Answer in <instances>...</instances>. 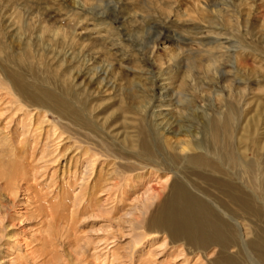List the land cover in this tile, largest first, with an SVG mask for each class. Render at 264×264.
<instances>
[{"label":"rangeland","instance_id":"rangeland-1","mask_svg":"<svg viewBox=\"0 0 264 264\" xmlns=\"http://www.w3.org/2000/svg\"><path fill=\"white\" fill-rule=\"evenodd\" d=\"M261 14L264 0H0V69L69 110V119L49 115L44 126L61 135L52 148L60 162L68 160L63 178L90 184L91 166L83 169L94 154L100 169L98 198L74 215L66 239L41 242L49 231L40 220L18 221L10 264H263ZM1 89L0 122L18 136L28 113ZM219 126L224 138L216 144ZM185 135L198 145L191 152L183 145L185 153L199 159L185 158L172 143ZM241 141L253 146L244 151ZM75 166L83 181L74 177ZM80 191L71 188L70 201L73 194L80 200ZM154 213L207 243L218 240L222 250L211 246L204 258L166 233L148 232Z\"/></svg>","mask_w":264,"mask_h":264},{"label":"bare ground","instance_id":"bare-ground-1","mask_svg":"<svg viewBox=\"0 0 264 264\" xmlns=\"http://www.w3.org/2000/svg\"><path fill=\"white\" fill-rule=\"evenodd\" d=\"M252 7H254V5ZM262 14H261V16H259V18H260L261 22L264 23V15H262ZM47 58H50V57H47ZM5 72H6V70H5ZM5 72L3 69L2 70L0 69V87L3 89V91L1 93H3L5 91L8 94V96H10V99L11 100L13 99L15 104H17L19 106V109H20V106L25 108L24 110H26L28 113V117H27L28 120L23 122L25 124V127H23V128H25V130H24V132L20 133V134H22L21 136L19 133H16V134H19L18 136H14L15 135L14 132H11L12 134L10 132H7L5 130V128H6L4 125L5 123L3 124V121H2V124L4 125V126H2V124L0 122V264H10V261H11L10 257H11V255L14 254V246H16L17 242H19L18 241V235H19V226H18L19 222L18 221H20L22 219H32V220L36 221L38 219V220H40L39 223L41 225L44 224L46 226L47 231L51 232L52 230L55 229L54 231H56V233L53 232L54 234H56L55 236H53L51 234L52 232L51 233L48 232V239L40 237L39 240H41V242H45V241L49 240L50 243H52L53 240L55 241V240L60 239V238L66 239L68 237V232H69V230H67V226L70 225L69 223H73V218H75L74 215H76L77 213H80V212H85V209L90 204L89 202H92L89 200L90 199L96 200L98 198L96 196V194H97V191L99 190V186H100V185L98 186V184L100 182V180H99L100 178L98 179L99 182L96 179L100 169L94 170V168H95L94 165L97 164L96 162L98 161V158H97L98 155H96V154L92 155L93 157L89 156V158L85 161V163L87 162V164L84 166L85 169H83V171L85 172L86 168L91 166V168H89L90 169L89 172L91 173V176L93 174V177H92V179H90L91 180L90 184L87 181H86L87 183L81 184L80 181H83L82 176L84 175V172L83 171L82 172L77 171L76 166L74 168H72L74 171V177H76V173H75L76 171L78 172L77 174L81 173V175H82V176H80V180L78 179V177H76V180H79V182H80L79 185L75 181H73V178H72L73 182L72 181L70 182L66 178H63V174L65 173L64 171L65 170L67 171L69 169L68 160L66 159L64 162L63 161L60 162L59 157L61 155V152H58V153L56 152L57 147L52 148L53 144H56L57 141L58 142L60 141L58 139L61 137V135L58 133L60 135L59 136L57 134V132H54V131H50L51 133L54 132L52 134L46 132L47 129L44 126L48 125V123H50V119L48 117L49 115H53L55 117H58V118L64 119V120L69 119V117H68L69 114H67V111H69V110H67V107L64 106L63 104H61L60 101L58 99H56L57 97L55 98V96L52 95L50 92L42 90V89H34V90L29 89V87L26 86V84L21 82L19 75H17V74L15 75L12 73L9 74V73H5ZM80 78H83V77H80ZM90 78H93V77H90ZM77 79H78L77 76L72 77L73 82L74 81L77 82ZM89 81H91V80H89ZM86 83H87V81H86ZM80 84H81V82H79L78 85H80ZM70 86H72V85L70 84ZM89 86H87V89L88 88L90 89ZM80 87H82V86H80ZM99 89H101V88H99ZM90 92H92V91H90ZM6 93L3 95L7 96ZM0 99H3V98L0 97ZM11 100H10V103L12 102ZM4 103H5V101H4ZM7 103L9 104V101ZM7 103H6V105H7ZM0 104H1V102H0ZM0 106H3V105H0ZM15 106L16 105H13V108ZM6 107L4 105L3 108H6ZM9 107H10V105H9ZM9 109H6V110H9ZM17 109L18 108H16V110ZM14 110H15V108H14ZM6 112H8V111H6ZM25 112H23V113H25ZM128 112H129V110H128ZM18 113H20V111ZM27 113L23 114L24 119H26L25 116L27 115ZM14 114H16L15 111H14ZM20 114H22V113H20ZM20 114H19V116H21ZM5 115H7V114H5ZM5 115L3 114V116H5ZM16 116H18V115H16ZM13 117H14V115H13ZM2 118H4V117H2ZM21 118H23V117L21 116ZM24 119H22V120H24ZM20 120H17V123L18 122L20 123ZM8 121L9 120L7 119V122ZM8 123L10 124L11 122L9 121ZM15 123H16V121H15ZM20 124H22V121ZM256 125H257V123H256ZM22 126H24V125H22ZM48 126H50V125H48ZM50 128H52V126ZM217 128L222 130L221 136L219 133V129H217ZM224 128H225L224 126H222V127L219 126V127H216V129H214V132H213L214 136L213 137L215 140L214 142L216 144L217 143L220 144L223 141L224 137L222 138V136H223L222 132L224 131ZM252 129H254V128H252ZM52 130H53V128H52ZM19 131H20V129H19ZM21 131H23V130H21ZM252 132H254V131H252ZM165 133H167V132H165ZM175 135L176 134H174V136ZM160 136H162L161 138L164 139V140H162L164 142V144L165 143L169 144V140L166 136H164V135H160ZM188 136L189 135H185L184 139H177V140L175 139L174 142H172V143L174 145H177V147L180 148L181 151L184 153H185L186 149H185V147L183 148V145L186 146L187 149L191 152L192 150L197 149L196 146H198V145L195 146V144H193L194 142H192L188 138ZM171 141H172V139L170 138V144H171ZM245 141L244 142L241 141V142H243V144H241V146H240V148H242V150H244V151L248 150L251 146H253V145L248 144V143L246 144V142H248V141H246V142ZM55 146H57V144ZM168 146H170V145H168ZM213 151H215V150L213 149ZM227 152L229 154V155L228 154L227 155H228V158L230 160H233V162L237 161L235 155L232 152L229 153L228 150H227ZM99 153H101V151ZM95 155H96V158H94ZM199 155L200 154L194 155V154H190L189 152H186L184 157L189 159V160L199 159L198 158ZM84 156H86V154ZM80 157H82V156H80ZM112 157L115 158V156H112ZM118 161H119V159H118ZM122 161H123V159H122ZM240 162H241V160H240ZM55 163H57V165ZM137 163H139V162H137ZM244 163L241 162V166H242L241 170H242L243 174L244 173L249 174L250 170H249L247 165L244 166L246 164V163L245 164ZM52 164L54 166L53 171H55V172L54 173L52 172L51 174L48 172L49 173L48 174L46 171L49 169V167L46 171H45V169L47 168V166H50V165L52 166ZM79 166H80V164H79ZM151 167H152V165H151ZM58 171H59V174L57 175L56 172H58ZM94 177H96L95 178L96 180L94 179ZM99 177H100V175H99ZM47 178H49V179L46 180L47 181L46 187H44L43 182ZM84 179H86V178H84ZM93 179H94V181H93ZM69 180H71V179H69ZM76 186H78L79 190H81V191L84 190L82 192L83 196L81 195L80 200H79L78 197L75 194H73L72 200L70 201L71 197L69 195V191L71 188L76 187ZM47 189L50 192L47 191ZM233 190H234V188L233 189L228 188V196H229L228 198L230 199L231 202H235L236 204H238V206L241 209H243V207H242L244 205L243 201H241V203H240V200L236 199L237 194L234 193ZM73 192H74V189H73ZM70 193H72V192H70ZM77 199L79 201H76ZM95 203H96V201H95ZM92 204L94 206V203H92ZM92 204H91V206H92ZM58 213H59V219H58ZM164 215L154 213V214H151L148 217V219L146 218L147 222H148L146 224L147 225L146 228L148 229V232H149V230H153V233H160V232L166 233V235L169 237V240H171V243L181 241L182 244L185 245V247H186V245H188V247L186 248L188 253H190V254L198 253L199 255L203 256L204 258L206 257L205 255H206L207 250L211 246H215L218 248V250H222V244L218 240L213 239L212 241L207 243L205 240H203V239H207V237L197 236V235H196V237L192 236V234L182 230V228L177 226L176 223H173L174 221L173 222L171 221V219H170L171 217L168 218V217H165ZM57 222H59V223L61 222V224H64L63 228H61V229L59 228L60 230H58V228H56ZM246 224L247 223H245V225ZM65 226H66V228H64ZM246 226H245V228H246ZM69 227H71V225L68 226V228ZM153 233H150V234H153ZM153 236L155 237L156 234ZM179 245H181V244H179ZM41 255H44V253L40 254V256ZM208 262H209V264H213L210 261H208ZM261 263L264 264V260L261 261Z\"/></svg>","mask_w":264,"mask_h":264}]
</instances>
